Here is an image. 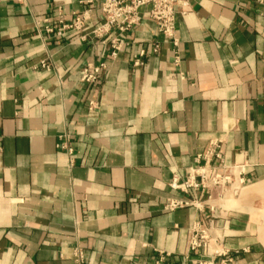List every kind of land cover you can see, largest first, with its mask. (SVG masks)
I'll return each mask as SVG.
<instances>
[{
	"label": "crops",
	"instance_id": "obj_1",
	"mask_svg": "<svg viewBox=\"0 0 264 264\" xmlns=\"http://www.w3.org/2000/svg\"><path fill=\"white\" fill-rule=\"evenodd\" d=\"M102 2L0 0V264H196L189 230L212 215L221 249L264 264V0H188L173 38L146 6L116 59L91 35ZM87 8L86 42L37 25ZM213 143L247 183L167 211L173 176Z\"/></svg>",
	"mask_w": 264,
	"mask_h": 264
},
{
	"label": "built area",
	"instance_id": "obj_2",
	"mask_svg": "<svg viewBox=\"0 0 264 264\" xmlns=\"http://www.w3.org/2000/svg\"><path fill=\"white\" fill-rule=\"evenodd\" d=\"M187 5L188 0H103L101 5L103 22L92 31L91 35L93 40H110V58L116 59L124 44L123 37L140 25L142 8L149 6V16L158 25L159 31L167 38H173L177 8H185ZM90 20L91 8H87L72 18L67 19L60 13L56 18H47L37 25L45 30L49 40L59 42L68 34L75 33L80 41L86 42L89 38L84 35V30ZM158 51L159 46L156 45L153 52L158 53ZM143 56L144 52H141L134 66L141 65L140 58ZM41 67L48 68L45 63H42ZM107 68V63L88 64L83 68L80 80L88 84L96 83ZM58 147L71 153L65 142H61ZM246 183L245 167L226 165L222 145L210 144L205 154L196 161L195 166L190 168L184 179L178 175L173 176L169 187L182 196L171 200L166 205V210L172 212L195 207L202 211L205 204L221 199L230 192L238 194ZM200 194L205 195L206 200L202 201ZM192 195L194 198H191ZM210 210L213 213V209ZM215 229L213 215L209 225L201 222L190 228L188 249L190 254L198 257L196 264H239L236 258L238 251L231 254L218 246L221 242L213 236ZM76 256L82 261V252L77 251ZM168 257L161 253L155 264H165Z\"/></svg>",
	"mask_w": 264,
	"mask_h": 264
},
{
	"label": "rangeland",
	"instance_id": "obj_3",
	"mask_svg": "<svg viewBox=\"0 0 264 264\" xmlns=\"http://www.w3.org/2000/svg\"><path fill=\"white\" fill-rule=\"evenodd\" d=\"M228 195H231V193L230 194H228ZM238 195V194H237Z\"/></svg>",
	"mask_w": 264,
	"mask_h": 264
},
{
	"label": "bare ground",
	"instance_id": "obj_4",
	"mask_svg": "<svg viewBox=\"0 0 264 264\" xmlns=\"http://www.w3.org/2000/svg\"><path fill=\"white\" fill-rule=\"evenodd\" d=\"M262 237V236H261ZM264 237V236H263Z\"/></svg>",
	"mask_w": 264,
	"mask_h": 264
}]
</instances>
